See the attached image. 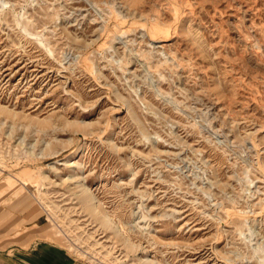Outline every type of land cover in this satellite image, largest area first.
I'll list each match as a JSON object with an SVG mask.
<instances>
[{"label": "rangeland", "instance_id": "1", "mask_svg": "<svg viewBox=\"0 0 264 264\" xmlns=\"http://www.w3.org/2000/svg\"><path fill=\"white\" fill-rule=\"evenodd\" d=\"M11 209L82 264H264V0H0Z\"/></svg>", "mask_w": 264, "mask_h": 264}, {"label": "crops", "instance_id": "2", "mask_svg": "<svg viewBox=\"0 0 264 264\" xmlns=\"http://www.w3.org/2000/svg\"><path fill=\"white\" fill-rule=\"evenodd\" d=\"M4 184L7 190H11L20 185L21 181L17 185ZM21 185L22 188L25 187L24 184ZM15 192L18 194L17 198L21 197L18 190ZM31 211L23 215L24 218L21 217V211H17L20 213L18 214L13 209L0 214V264H82L52 239H39L35 237V231L28 230L26 222L35 217ZM40 218L35 221L36 224L34 221L30 223L40 228ZM21 222H25L22 229Z\"/></svg>", "mask_w": 264, "mask_h": 264}]
</instances>
